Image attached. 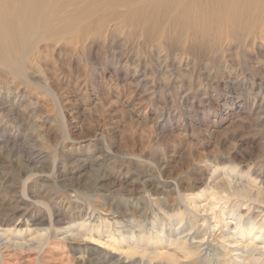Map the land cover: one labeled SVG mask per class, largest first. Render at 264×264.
<instances>
[{
  "label": "rangeland",
  "instance_id": "obj_1",
  "mask_svg": "<svg viewBox=\"0 0 264 264\" xmlns=\"http://www.w3.org/2000/svg\"><path fill=\"white\" fill-rule=\"evenodd\" d=\"M256 4L170 39L79 44L51 9L14 32L0 15V264H264L244 249L264 250Z\"/></svg>",
  "mask_w": 264,
  "mask_h": 264
},
{
  "label": "bare ground",
  "instance_id": "obj_2",
  "mask_svg": "<svg viewBox=\"0 0 264 264\" xmlns=\"http://www.w3.org/2000/svg\"><path fill=\"white\" fill-rule=\"evenodd\" d=\"M257 2L258 0H0V5L3 6L0 10V15L3 19L4 28L10 32H14L19 24L15 25V23L11 21L13 18H28L26 25H30L36 18L42 15L44 9H51L53 21L56 20L66 23L68 20V24L71 25L72 28L76 27L78 34L82 37V39H77L79 44L89 39L92 35L102 36L105 35V32L110 34V32H115L114 29H116L117 32L126 30L128 32L127 40L129 41L132 38L156 40L159 39V35L170 39L171 37L181 34L182 31L190 30L191 32L200 30L203 27L202 23L204 21L205 23L211 22L210 19L214 15H217L216 20L223 15H233L226 19L237 18L236 16H238L237 19H243L244 16L249 15L248 12L251 7H256ZM261 9L262 8L259 10ZM28 12H30V14H28ZM190 16H193V21H187ZM45 18L47 23L49 19H51L49 16H45ZM258 19L259 18H257V20ZM199 20L200 22H197ZM228 25V23L225 24V26ZM8 37L12 38L11 36ZM30 55L32 54L30 53ZM249 228L248 231H246L247 229L245 231L241 230L237 236L239 238L255 237L256 235L254 234L256 232L254 233V231ZM262 238L263 237H259L257 240ZM251 239L249 244L244 247L245 251L249 249L251 245L255 244L256 248L254 252H257L258 255H262V251L264 250L259 248L260 244L256 242L257 240L254 241L255 239ZM242 245L243 244L239 242L237 246ZM231 246L234 247V245ZM133 249L137 250L135 253L139 251L138 248ZM143 251L145 250H141V252ZM253 253L251 255L252 257H254ZM157 254L163 255L161 253ZM246 264L257 263L247 262Z\"/></svg>",
  "mask_w": 264,
  "mask_h": 264
}]
</instances>
